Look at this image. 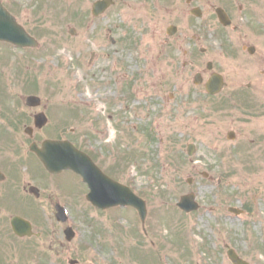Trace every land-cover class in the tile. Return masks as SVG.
Here are the masks:
<instances>
[{
	"label": "rangeland",
	"instance_id": "374dc122",
	"mask_svg": "<svg viewBox=\"0 0 264 264\" xmlns=\"http://www.w3.org/2000/svg\"><path fill=\"white\" fill-rule=\"evenodd\" d=\"M80 1H91V6L93 0ZM115 1L107 15L98 19L92 18L89 9L84 22L64 21L60 15L66 7L49 11L54 16L48 20L25 23L37 32L45 29L38 32L42 49L34 53L35 59L43 62L31 63L41 78L40 89L45 86V91L39 92L60 95V101L71 100L75 105L71 126L75 125L77 132V111L82 110L87 116L97 103V119L102 122V116H107L111 127L104 130V137L96 127L88 129L93 141L87 145H113L112 156L122 159L112 162L118 168V179L147 202L146 233L141 231L143 224L133 209L118 208L114 214L104 213L97 222L96 212L88 209L80 227V239L93 246V257L85 260L93 264H232L227 256L228 245L251 264H264V173L256 179L233 176L234 171H225L227 162L214 156L211 145H197L193 157L187 152L188 144L209 141L211 133L205 128L199 137L193 134L191 118L202 115L203 104L192 105L193 98L190 93L187 95L194 88V68L185 65L191 58L184 51L189 53L191 49L181 36L170 38L163 32L165 26L179 23L178 20L181 29H185V17L170 13L165 0ZM72 27L77 31L74 38L70 34ZM48 35L53 41L45 40ZM81 40L84 44L78 42ZM93 52L96 58L91 62ZM115 57L122 74L118 83L112 81L104 90L103 82L117 71ZM207 59L204 55L203 61ZM63 61L67 64L63 65ZM14 75L15 80L6 81L8 94L15 93V84L23 86L34 81V76L20 68L15 69ZM126 83L134 86L128 102ZM104 93L114 98L113 109L110 104L108 108L100 104ZM79 100L85 104L92 100L93 104L87 105L94 108H84ZM106 109L105 115L101 110ZM132 121L133 130L128 128ZM108 135L109 141L104 140ZM241 160L237 162L238 172L256 170L252 159ZM194 165L200 172L215 173V177L206 179L198 175ZM190 177L194 178L192 184L188 182ZM190 192L197 195L201 206L197 212L186 214L177 202ZM234 206L243 207L245 212L229 213L228 208ZM55 226L61 227L56 220ZM98 228L101 231L97 232ZM100 242L111 243L110 260L99 256Z\"/></svg>",
	"mask_w": 264,
	"mask_h": 264
},
{
	"label": "flooded vegetation",
	"instance_id": "af4514ba",
	"mask_svg": "<svg viewBox=\"0 0 264 264\" xmlns=\"http://www.w3.org/2000/svg\"><path fill=\"white\" fill-rule=\"evenodd\" d=\"M165 1L170 13L178 14L177 18L185 17V29H181L178 20L180 24L170 23L163 32L170 38L181 36L191 49L189 53L187 49L184 51L191 58L185 65L194 68V88L187 91V95L190 93L193 98L192 105L203 104L202 115L191 118L193 134L198 135L205 128L211 133L209 141L190 143L195 146L194 154L198 151L197 145H211L214 156L227 162L229 167L226 166L225 171H234L233 176L256 179L264 173V0ZM82 2L84 4L80 0H57L55 4L51 0H0V6L1 10L2 5L8 9L30 35L38 38L35 28L25 23L48 20L54 16L49 11L66 7L68 9L60 15L62 20L83 22L89 9L92 12L94 2L91 6V1ZM40 49L42 46L21 48L0 41V264H87L85 258L93 257V246L80 239L84 214L88 209L95 211L97 222L100 215L114 214L118 208L92 205L87 200L89 185L85 180L70 169L52 172L44 165L39 152L47 140L73 141L105 174L119 180L118 168L112 163L116 159L112 156L113 145H87L93 139L86 131L96 127L104 137V130L111 127L110 118L102 116L104 119L100 122L98 105L89 107L87 104L92 105V101L85 104L79 100L84 108L94 110L87 116L86 112L76 110L77 123H74L78 125V134L77 127L71 126L75 107L71 100L60 101L57 99L60 95L34 90L33 81L16 86L15 93H6L4 77L13 75L14 79L10 80H15L16 68L35 77L37 73L31 63L43 62L34 56ZM204 55L207 61H203ZM95 58L94 53L91 62ZM114 64L117 71L103 82L104 90L112 81L118 83L122 74L116 57ZM160 83L164 84V79ZM133 89L134 86L126 83L127 102L133 96ZM31 97L39 101L29 102ZM111 98L104 93L99 102L107 108L110 104L111 108L114 102ZM107 111L101 110L105 115ZM134 126L132 121L128 128L133 130ZM76 134L80 137L72 136ZM63 146L66 148L64 158L70 159L71 145ZM49 156L55 160L54 149ZM243 157L252 159L256 170L238 172L237 162ZM194 169L206 179L215 177L211 171L200 172L197 165ZM60 212L67 216L63 222L57 218ZM55 220L61 227L56 228ZM110 244L100 242L99 256L112 258Z\"/></svg>",
	"mask_w": 264,
	"mask_h": 264
},
{
	"label": "water",
	"instance_id": "95a60500",
	"mask_svg": "<svg viewBox=\"0 0 264 264\" xmlns=\"http://www.w3.org/2000/svg\"><path fill=\"white\" fill-rule=\"evenodd\" d=\"M111 3L112 0H102L97 2L94 5V12H101V10H104ZM2 15V27L0 22V38H2V40H9L20 45H29L32 43V39H30L16 24L14 18L9 15L6 16L7 14L5 15L3 11ZM51 145H58V143ZM55 148H57V146H55ZM71 166L79 171V168L74 163H72ZM87 180L91 184L92 188V191L89 194V199L95 205L102 207L130 205L135 207L139 211L142 219L145 220L147 214L145 201L136 196L128 187L114 182L105 176L102 178L103 184L101 186L98 185V180H91L89 178ZM178 205L186 211L195 209L197 204L194 201V194L183 195L180 198ZM229 256L234 264H247L241 260L233 250L229 251Z\"/></svg>",
	"mask_w": 264,
	"mask_h": 264
}]
</instances>
